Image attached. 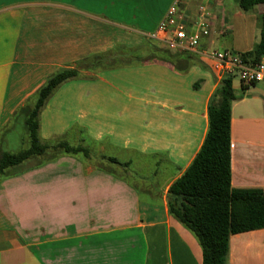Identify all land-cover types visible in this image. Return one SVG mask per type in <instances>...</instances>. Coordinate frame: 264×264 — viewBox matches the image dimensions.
<instances>
[{
	"label": "crops",
	"instance_id": "obj_1",
	"mask_svg": "<svg viewBox=\"0 0 264 264\" xmlns=\"http://www.w3.org/2000/svg\"><path fill=\"white\" fill-rule=\"evenodd\" d=\"M173 2L0 0V151H8L20 110L60 70L118 44L168 50V58L145 49L144 58H155L83 71L48 100L42 140L88 141L129 166L111 163L117 170H107L79 156L38 157L1 178L0 264H203L197 238L169 212L168 193L208 130L219 82L203 51L252 50L264 6L248 16L239 0H188L180 12L189 32L207 5L210 33L198 49L175 52L148 39ZM232 87V187L264 190V82L247 86L233 78ZM227 264H264V229L231 236Z\"/></svg>",
	"mask_w": 264,
	"mask_h": 264
},
{
	"label": "trees",
	"instance_id": "obj_2",
	"mask_svg": "<svg viewBox=\"0 0 264 264\" xmlns=\"http://www.w3.org/2000/svg\"><path fill=\"white\" fill-rule=\"evenodd\" d=\"M260 5L264 6V0H239L240 8L246 13ZM258 25L259 42L252 50L242 53L248 64L260 63L264 58V12L259 16ZM163 54L168 58L167 49ZM150 57L146 59L141 55V47L118 45L50 77L36 98L20 110L16 126L20 120L24 122L29 147L16 153L0 151V179L10 177L15 168L30 159L47 156L56 150L62 152L48 162L63 155L82 154L89 158L90 150L84 146L42 140L40 115L48 100L64 83L81 78L83 71L119 69L155 58ZM235 100L232 78L219 82L208 108V130L203 145L168 193L169 212L197 238L203 252V264H227L231 236L264 229V190L232 187L231 107ZM105 157L110 163L129 166L116 158Z\"/></svg>",
	"mask_w": 264,
	"mask_h": 264
},
{
	"label": "built area",
	"instance_id": "obj_3",
	"mask_svg": "<svg viewBox=\"0 0 264 264\" xmlns=\"http://www.w3.org/2000/svg\"><path fill=\"white\" fill-rule=\"evenodd\" d=\"M188 0H174L166 17L156 32L148 39L161 42L175 52H191L199 48L200 41L210 33L208 19L211 16L210 8L201 5L198 8L196 30L189 32V27L184 23L181 7ZM203 55L209 61L210 68L218 82L226 78L238 79L242 84L251 86L264 82V62L248 64L241 53L225 50H206Z\"/></svg>",
	"mask_w": 264,
	"mask_h": 264
},
{
	"label": "rangeland",
	"instance_id": "obj_4",
	"mask_svg": "<svg viewBox=\"0 0 264 264\" xmlns=\"http://www.w3.org/2000/svg\"><path fill=\"white\" fill-rule=\"evenodd\" d=\"M228 3L230 4V6H233V3L231 1H229ZM230 6L227 5V9ZM260 8H261L260 6L255 7L252 10L253 12L251 11L248 14V16H252V15L256 16L257 13L254 11H256ZM254 31L259 33L258 28H255ZM118 45H116V46H118ZM161 46L162 45H160V44H159V46H157V45H154L152 42H147L145 45L142 44V46H136L134 48L141 47V50L149 49L150 51H159L160 50L163 53L166 51V48L161 47ZM122 53L125 54V51H122ZM151 53H149V54H151ZM149 56H153V55H149ZM149 58H151V57H149ZM88 72L93 73L92 71H88ZM101 72H103V71H101ZM59 141H62V140H60V138L59 139L55 138L54 141H52V142H53V144H56ZM83 141H86V140H83ZM8 144L10 145V146H8L9 148L7 147L8 151L13 152V153L25 150L29 147V139L27 137L25 124L22 120L19 121L13 135L10 136ZM70 145L76 146L73 144H70ZM80 145L85 146L90 150L89 158L84 157L82 154L78 155L82 160H84L88 164V166H90L91 168H94V167L97 168L98 167V168H105L107 170L113 168V169L117 170L116 169L117 167L115 168V166L109 165L111 163L108 162L106 159H104V156H106V155L101 153V151L99 150V147L93 146L88 141H86L85 143L83 142ZM61 152H62L61 150H56V151L50 152L47 156L40 157V160L48 161L49 159L54 158L58 153H61ZM105 158H107V156ZM32 160L33 159H31L30 161H27L21 167H17L14 170L18 171L19 169H23L25 167H28L29 165H33L34 162H32ZM35 160H37V159H35Z\"/></svg>",
	"mask_w": 264,
	"mask_h": 264
}]
</instances>
